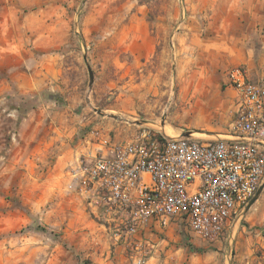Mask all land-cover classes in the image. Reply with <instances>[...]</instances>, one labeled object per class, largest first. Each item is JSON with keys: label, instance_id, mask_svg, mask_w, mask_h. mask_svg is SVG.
<instances>
[{"label": "rangeland", "instance_id": "rangeland-1", "mask_svg": "<svg viewBox=\"0 0 264 264\" xmlns=\"http://www.w3.org/2000/svg\"><path fill=\"white\" fill-rule=\"evenodd\" d=\"M227 1L0 0V264H99L112 250L72 179L92 132L225 133ZM249 38L255 78L264 49ZM218 242L190 244L182 264H264V187Z\"/></svg>", "mask_w": 264, "mask_h": 264}, {"label": "built area", "instance_id": "built-area-1", "mask_svg": "<svg viewBox=\"0 0 264 264\" xmlns=\"http://www.w3.org/2000/svg\"><path fill=\"white\" fill-rule=\"evenodd\" d=\"M225 80L233 118L223 135L168 137L140 127L129 140L99 131L85 140L73 184L131 264L151 257L153 244L143 237L149 223H180L195 241H220L263 182L264 73L252 80L238 66Z\"/></svg>", "mask_w": 264, "mask_h": 264}, {"label": "crops", "instance_id": "crops-1", "mask_svg": "<svg viewBox=\"0 0 264 264\" xmlns=\"http://www.w3.org/2000/svg\"><path fill=\"white\" fill-rule=\"evenodd\" d=\"M231 4L230 10L232 12L230 17L231 22L227 21L225 24L231 36L230 42L226 44L228 50L232 53L230 62L233 65L232 68L245 65L249 77L252 80H258L264 72L256 74L253 78L250 69L252 68L251 58L249 55L243 53L249 52L252 45L256 43L250 41L249 35H257V41L261 43L259 45L261 49H264V34L260 35L257 26L264 23V0H228L227 4ZM249 22L251 29L248 31L243 28L241 21ZM222 24V26H223ZM241 25V26H240ZM257 29V30H256ZM258 31V32H257ZM226 81V80H225ZM225 84V83H224ZM231 94L224 106H222L219 115L224 118L225 126L232 120L231 110L233 108V91L226 88ZM104 238V244L108 242V246L112 245V250L102 248L100 249V263L99 264H131L127 258L126 251L122 244H114L109 236L106 234L105 225H101L99 228ZM187 235L181 228L180 223H169L162 227L158 223H149V225L143 231V237L149 239L153 244V250L151 257L146 264H182L185 259V252L190 247V244H200V242L192 240V243L188 242ZM110 239V240H109ZM187 239V241H186ZM219 243V242H217ZM107 244V243H106ZM203 244V243H201ZM109 248V247H108ZM199 260V259H197ZM193 264V263H192ZM196 264H206L205 260L198 261Z\"/></svg>", "mask_w": 264, "mask_h": 264}, {"label": "water", "instance_id": "water-1", "mask_svg": "<svg viewBox=\"0 0 264 264\" xmlns=\"http://www.w3.org/2000/svg\"><path fill=\"white\" fill-rule=\"evenodd\" d=\"M88 73H89V80H90V84H92L93 82V75L90 69H88ZM189 134H191V132H184L182 133L183 136H189ZM264 187V184L260 185L258 190L256 191L255 195L251 198V200L248 202V204L245 206L243 213H245L258 199L259 195L261 194V191Z\"/></svg>", "mask_w": 264, "mask_h": 264}]
</instances>
